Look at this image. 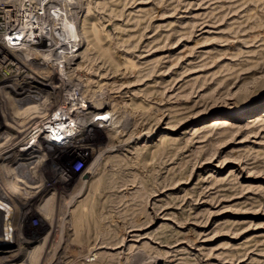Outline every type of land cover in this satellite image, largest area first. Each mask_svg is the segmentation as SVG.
<instances>
[{
    "label": "rangeland",
    "instance_id": "374dc122",
    "mask_svg": "<svg viewBox=\"0 0 264 264\" xmlns=\"http://www.w3.org/2000/svg\"><path fill=\"white\" fill-rule=\"evenodd\" d=\"M71 1L82 7L60 0L45 8L56 40L77 48V57L67 64L58 49L55 61L43 58V43L32 51L33 95L25 73L5 82L0 66V130H7V105L23 114L30 102H53L54 93L58 101L42 120L49 135L68 78L82 86L83 101L106 100L110 113L106 123H88L90 148L54 144L48 158L28 160L27 171L11 165L25 121L0 136V167L7 168L0 171L1 253L18 252L13 229L23 222L32 242L26 256L20 251L26 259L31 250L45 262L61 244L70 253L63 264L74 254L83 264L89 236L119 237L140 224L150 236L147 253L167 257L161 244L181 241L176 259L161 263L264 264V0ZM46 234L51 253L44 254ZM125 251L105 262L125 261Z\"/></svg>",
    "mask_w": 264,
    "mask_h": 264
},
{
    "label": "bare ground",
    "instance_id": "6f19581e",
    "mask_svg": "<svg viewBox=\"0 0 264 264\" xmlns=\"http://www.w3.org/2000/svg\"><path fill=\"white\" fill-rule=\"evenodd\" d=\"M58 1H60V0H0V23H2V22L4 23L3 25L2 24L1 25L3 26L4 35L6 37L5 39H8L7 46L9 47V49H6L5 47L2 46V43L0 41V57H3V58H0V62H1L0 66L5 67V70L7 72L5 77L3 78L4 79L3 81L9 82V80H11L12 77H14V76L19 77L20 75L25 73L24 76L29 77V80H28L29 83L26 86L29 87V92H31L32 95L34 93H37V91H38V88L36 85V82L38 80H37L36 75L32 72L33 71V69H32V62L33 61H29L30 57H33L32 55H30L33 53L32 51L37 50L39 53V50L41 49V48H39V45H42V43H43V46L45 45V47L40 52L41 56L43 58L55 61L54 58L51 56L58 49H62V51L64 53L67 52L66 53V57H68V63L67 64H71L72 59L74 57H77V54H78V53H74V50H76L77 48H71L69 46V49L67 50L66 48H68V47H62V44L58 42L59 40L58 41L56 40V37L58 35L55 37V33H56V30L54 27L55 25L53 26V23H52L54 18L52 19V16H50L51 15L50 11H48L45 8V6L47 7V4L49 5V3H54V2L58 3ZM70 2H72V5L75 3V1H71V0H70ZM70 4L71 3H69V5ZM73 6L82 7V4H74ZM54 14H55V12H54ZM54 14H53V16H54ZM59 31H61V29ZM11 40H13V41H11ZM24 50H27V52L23 53L22 51H24ZM2 51L6 54H3ZM58 51H60V50H58ZM59 53H61V52H59ZM22 54L27 55V56H25V57H27V61L25 59L24 60L21 59ZM65 62H67V60ZM7 65L9 67H7ZM24 66H26V68H29V70H31V71H29V70L27 71V69L23 68ZM12 67H14L16 70H12L11 69ZM30 72H32V73H30ZM48 81H49V79H48ZM62 82L64 84H66V88L64 89V91H66L65 100L61 101L59 103V107H57V111H56L57 116L48 120V124H50V127L53 129V131L56 134L54 137H52V132L49 131V135L46 133V128H45L44 124H42V120L44 119V117L46 118V113L49 110L48 103H51V105H53L55 100L57 99V97L55 96L54 93L49 96V98L51 97V99H53V102H50V101L47 102L45 100H41V103L36 102V101L33 103L30 102V104H27V106L25 107L26 112L23 114L21 112L19 114H17L18 111L12 107V103L7 105L6 109H3L4 110L3 111L4 118H2L1 121L7 126V130L6 129L4 131L0 130V136L8 133V131H12L13 130L12 128H16L17 125H19L16 123L17 122L18 123L23 122V120L25 121L24 126H26V128H27L25 130V131H27L25 136L24 135L21 136V134H22L21 131L19 132V134L16 138L13 135L14 136L13 140L16 139V142H15V145H13V148L18 149L16 157L14 158V160L12 161L13 163L11 164V165L15 164L14 170L19 169L22 171V169L25 168V170L27 171L25 164L32 157L39 158V162L48 158L46 151L48 149H50L52 147V145H54V144L57 146H61L60 144H64L66 146L72 145L73 147L83 149V151L87 150L88 148H90V145H87V144H89L87 142V140L89 138H87V137L90 136V133H89L91 130L90 124L92 122L94 123L95 121H97V122L103 121L106 123L107 119L104 120V118L106 117V114L110 113V111L108 109H106V107H107V103H105L106 100L102 101L100 104H97V105H94L91 102L83 101L85 99V96L83 95L82 86L74 88L75 86H72L73 80L69 79V78L65 81L63 80ZM17 89L18 88H16L14 92H16ZM75 89H80V90L78 92H76ZM16 93H19V90ZM57 101H58V99H57ZM78 103H81V104H78ZM22 110H24V108L20 109V111H22ZM41 110L44 113H40L39 111H41ZM238 111H240V109ZM90 112H95V116L92 119H86L87 118L86 115ZM228 115H230V114H228ZM263 115H264V111H263ZM88 123H90V124L88 125ZM86 124L88 126H86ZM59 130H62V131H59ZM84 130L86 133L84 132ZM29 133L31 134V139L34 138L32 140H34L35 143H39V146L37 148H33L31 146V144H30V141H32L31 139L25 140L26 135ZM80 133L81 134H87V135L83 139L82 137H80V135H81ZM60 134H62L60 144L59 143L56 144V141H58L57 136H59ZM9 135H11V134H9ZM53 141H55V143ZM119 144L121 145V143H119ZM60 148L64 149V146H61ZM84 154H86V153H84ZM6 169H7L6 166L0 167V171L2 173L5 172ZM23 173H24V171H23ZM62 178L67 179V176H63ZM4 184H6V183H4ZM5 186L6 185H3L2 188L3 189L6 188ZM3 192H5V190H1L0 195L3 194ZM94 192H92V193H94ZM92 197H93V195H92ZM86 199H88V197ZM84 201L86 202V200H84ZM52 203H53V201H52ZM82 205H81V207H82ZM63 207H62V209H64ZM76 207L78 208V206H76ZM84 209H85V207L83 209L80 208L79 209L80 211L78 210L80 216L85 214L86 210L84 212L82 211ZM91 211L92 210H90V212ZM65 212H66V208H65ZM71 212L73 214V210H71ZM59 217H61V216H59ZM62 217H61V219H62ZM75 217H78V216L76 215ZM46 218H47V216H46ZM64 219H65V217H64ZM85 219H86V216H85ZM48 220H49V218H48ZM78 220H79V218H78ZM59 221H61V220H59ZM77 222H79V221H77ZM22 223L23 222H20V224H18L19 227H17L18 226L17 225L13 229L14 234L16 235V238H15L16 244L18 247H20L18 252H9L8 251V252L1 253L2 248L0 247V253H1L0 254V264H63L64 260L70 256V253H68V251H66L64 246L59 244L55 248V250L53 251L52 255L51 256L48 255V256H50V258L47 257L45 259V262H44V256L42 257L39 255V257L38 258L36 257V259H35V256L33 255V251H31V250H29V252H28L29 255H28V258L26 259L23 254H25V256L27 255V253H25L26 248H27V246H30V244L32 242L29 240V238H27V235L25 234L24 227H23ZM72 223H74V222H72ZM53 224L55 225V223H53ZM54 225H53V227H55ZM75 225H74V228H75ZM50 228H51V226H50ZM59 228H60V226H59ZM122 229H123L122 235L119 237L118 236H110L108 234H99V233L93 237L89 236L87 238V240L89 242V247H88V249H86V252H85L86 260H85V262H83V264H107L105 262L106 258H112V257L117 256V255L119 256L120 253L124 254V252H126L125 251L126 249H128L127 252H130V254L128 255V257L125 261L122 259L123 262H121L119 264H166V263H161V262L167 261L168 260L167 258L172 257V256L173 257L171 258V260H168V261L175 260L176 255L178 254V252H180V249H177V246L179 245V243H181V241L176 242V243H172V244H169V242L166 244H161V245H165V247H167V249L164 252L165 256H167V257H164L160 254L147 253L145 250H143V244H144L143 239L145 237H150L148 234H146V232H143V230L146 229V226H141L140 224H134V225H130L128 229H124V228H122ZM60 233H61V231H60ZM61 234H63V233H61ZM44 236L49 237V238L45 239L42 236L45 239L44 243H43L44 249L42 248L44 251V254H45L46 252L49 251L48 244H49L50 236L49 235L47 236V234ZM52 237H54V236H52ZM57 238H56V240H57ZM155 241H157V240H155ZM162 241H164V240H162ZM52 242H54L53 239H52ZM50 250H52V249H50ZM20 251L23 252V254ZM40 251H42V250H40ZM36 254H37V252H36ZM73 256H74V258L69 260V262H67V264H81L79 262H76L77 254H74Z\"/></svg>",
    "mask_w": 264,
    "mask_h": 264
},
{
    "label": "built area",
    "instance_id": "2783aa9c",
    "mask_svg": "<svg viewBox=\"0 0 264 264\" xmlns=\"http://www.w3.org/2000/svg\"><path fill=\"white\" fill-rule=\"evenodd\" d=\"M59 131H62V130H59ZM62 134H63V133H62ZM62 134L59 135L60 137L57 136V138H58V141H56L57 143H60L61 138H62V137H61ZM52 136H55V132H54L53 130H52Z\"/></svg>",
    "mask_w": 264,
    "mask_h": 264
}]
</instances>
